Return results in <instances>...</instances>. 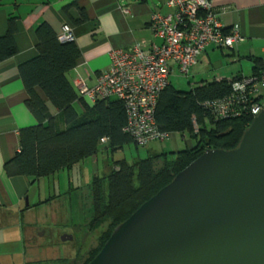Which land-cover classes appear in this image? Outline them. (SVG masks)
<instances>
[{"label":"trees","instance_id":"trees-1","mask_svg":"<svg viewBox=\"0 0 264 264\" xmlns=\"http://www.w3.org/2000/svg\"><path fill=\"white\" fill-rule=\"evenodd\" d=\"M5 0H0L2 4ZM73 0L65 7L69 14ZM18 16L10 13L7 32L0 36V62L19 52L15 35ZM88 19L82 10L75 20L80 24ZM38 54L20 65V73L28 93V108L39 121L38 125L20 131V150L5 164L11 177L27 176L32 182L70 170L75 165L95 157L100 143L108 139L111 153L134 143L124 131L127 124L125 104L118 98L90 103L79 95L68 78L82 57L75 41L63 42L59 33L47 22L36 29ZM253 75L264 70V59L256 58ZM243 79L202 80L188 92L178 91L171 84L162 91L156 110V120L162 132L189 133L197 146L179 150L171 155L155 154L128 161L113 159L108 172L96 176L91 185V216L89 231H101L98 245L90 252L89 264L102 250L114 229L127 220L140 206L173 181L176 175L208 149L231 150L240 144L254 116L244 110L241 114L220 117L206 105L209 101L225 99L235 91L234 84ZM44 95L42 97L39 93ZM48 102L57 110L50 112ZM196 120L199 130L194 129ZM104 228V229H103ZM65 261V260H64ZM67 262V261H65Z\"/></svg>","mask_w":264,"mask_h":264},{"label":"crops","instance_id":"crops-1","mask_svg":"<svg viewBox=\"0 0 264 264\" xmlns=\"http://www.w3.org/2000/svg\"><path fill=\"white\" fill-rule=\"evenodd\" d=\"M167 1L80 0L78 5L70 7L69 14L65 7L73 0H5L0 4V36L7 32L9 14L15 13L19 17L15 35L19 52L0 62V264L34 262L25 254L38 244L36 236L39 229L54 217L53 209L47 213L48 207L61 201L65 193L73 199L78 197L82 188L90 187L93 179L102 172L101 155L110 153L108 144L101 140V151L97 156L70 170H62L34 182L27 176L11 177L7 174L6 162L20 150L21 129L39 123L27 106L28 93L20 73V65L38 54L36 29L47 22L60 34L65 24L71 25L82 57L78 66L68 73V78L74 86L80 78L89 86H95L99 76L110 69L113 50L128 51L137 43L149 46L151 42H159L150 22L155 13L169 12ZM212 2L221 14V22L226 27L239 25L244 40L225 51L211 46L200 58H209L211 62L216 60L215 70H222L225 65V72H216L213 80L251 75L254 60L264 59V0ZM82 10L88 19L77 24L75 20ZM202 62L199 59L194 67ZM39 93L44 97L41 91ZM47 103L50 112L57 115V110L50 102ZM103 164L104 173H107L109 163L103 161ZM58 189L65 191L58 194Z\"/></svg>","mask_w":264,"mask_h":264},{"label":"water","instance_id":"water-1","mask_svg":"<svg viewBox=\"0 0 264 264\" xmlns=\"http://www.w3.org/2000/svg\"><path fill=\"white\" fill-rule=\"evenodd\" d=\"M90 264H264V110L238 147L206 150L118 225Z\"/></svg>","mask_w":264,"mask_h":264},{"label":"built area","instance_id":"built-area-1","mask_svg":"<svg viewBox=\"0 0 264 264\" xmlns=\"http://www.w3.org/2000/svg\"><path fill=\"white\" fill-rule=\"evenodd\" d=\"M167 7L168 13H155L150 22L159 42H151L149 46L137 43L128 51L113 50L111 67L99 76L95 86H89L81 78L75 81L79 95L90 103L111 98L124 102L127 114L124 131L140 148L173 135L159 129L156 110L174 72L189 76L209 47L229 50L244 40L239 25L226 27L221 22V14L212 0H168ZM59 36L63 42H76L69 24L62 27ZM234 88L229 97L206 103L215 115L227 117L248 110L256 117L264 110V70L259 75L243 76ZM194 129L199 130L196 120Z\"/></svg>","mask_w":264,"mask_h":264},{"label":"rangeland","instance_id":"rangeland-1","mask_svg":"<svg viewBox=\"0 0 264 264\" xmlns=\"http://www.w3.org/2000/svg\"><path fill=\"white\" fill-rule=\"evenodd\" d=\"M225 51V49H224ZM203 60L199 66L193 67L190 75L175 71L172 75V86L183 92H188L194 88L204 78L213 80L216 72L220 74L225 72V65L222 70L214 69V62L209 58H200ZM213 61V60H212ZM221 71V72H220ZM248 73L250 70L247 71ZM184 139L182 133H174L169 139L165 141L152 142L146 148H137L134 143L125 146L122 150L116 153L102 154L100 157L101 170L100 175L105 172L103 161L112 163L113 159L126 158L132 161L137 158H147L155 154L172 153L192 149L197 146V139L192 137L189 133ZM89 183V181H87ZM59 184L56 185L59 188ZM65 191V190H64ZM64 191H59L58 194ZM91 189L86 186L79 191V195L71 199V195L61 198V201L54 202L51 207H48L47 213L50 209L55 212L53 219L46 221V226L41 227L37 232V242L35 247H30L25 254L27 259L33 260L31 264H61L66 263L68 259L72 262L78 256L85 258V254L98 244V238L101 231L90 232L86 226L91 216ZM73 200V201H72ZM40 212L37 216L40 217ZM40 225H37V227ZM104 229V228H103ZM67 236H72L73 239H65ZM65 260V261H64ZM37 261V262H36Z\"/></svg>","mask_w":264,"mask_h":264},{"label":"flooded vegetation","instance_id":"flooded-vegetation-1","mask_svg":"<svg viewBox=\"0 0 264 264\" xmlns=\"http://www.w3.org/2000/svg\"><path fill=\"white\" fill-rule=\"evenodd\" d=\"M91 232V231H90ZM100 236V235H99ZM67 238H70V236H67ZM98 244H96L97 246ZM95 246V247H96ZM93 249V247L85 254V258H82L81 256H78L77 258H75L72 262L68 259V261L66 263H61V264H86V261L88 259V254L89 252ZM90 264V263H89Z\"/></svg>","mask_w":264,"mask_h":264}]
</instances>
